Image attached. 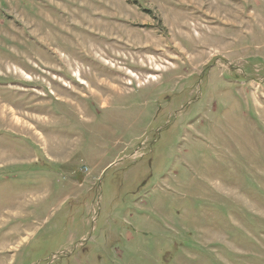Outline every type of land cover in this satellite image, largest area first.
Masks as SVG:
<instances>
[{
    "label": "rangeland",
    "instance_id": "374dc122",
    "mask_svg": "<svg viewBox=\"0 0 264 264\" xmlns=\"http://www.w3.org/2000/svg\"><path fill=\"white\" fill-rule=\"evenodd\" d=\"M0 264H264V0H0Z\"/></svg>",
    "mask_w": 264,
    "mask_h": 264
}]
</instances>
